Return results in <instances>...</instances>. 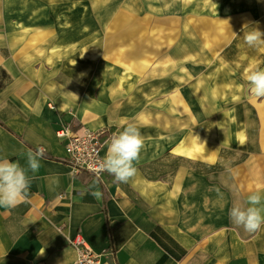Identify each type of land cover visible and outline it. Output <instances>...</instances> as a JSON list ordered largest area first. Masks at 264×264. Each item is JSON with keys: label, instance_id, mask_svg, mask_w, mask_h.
Returning <instances> with one entry per match:
<instances>
[{"label": "rangeland", "instance_id": "374dc122", "mask_svg": "<svg viewBox=\"0 0 264 264\" xmlns=\"http://www.w3.org/2000/svg\"><path fill=\"white\" fill-rule=\"evenodd\" d=\"M36 1L42 23L12 26L27 40L11 41L10 59L52 83L47 96L75 119L60 126L91 127L107 148L136 123L137 169L170 178L184 216L199 178L203 226L226 224L232 200L264 191V97L246 79L264 69V45L244 41V25L264 31V0Z\"/></svg>", "mask_w": 264, "mask_h": 264}, {"label": "crops", "instance_id": "0c3cea01", "mask_svg": "<svg viewBox=\"0 0 264 264\" xmlns=\"http://www.w3.org/2000/svg\"><path fill=\"white\" fill-rule=\"evenodd\" d=\"M42 18V1L0 0V159L27 167L29 150L46 149L39 171L29 172L27 202L0 207V264H71L78 253L69 242L79 233L95 252L111 253L106 258L116 264H264V225L250 233L229 218L233 204H243L247 193L230 202L226 224L203 226L196 201L198 196L202 201L199 178L184 216L170 178L145 181L138 168L130 188L107 172L102 178L74 173L56 136L60 124L74 125V115L47 96L44 89L52 83L35 80L38 69L28 70L23 55L10 59L11 41L27 40L12 33V26L38 25ZM96 190L102 192L99 199Z\"/></svg>", "mask_w": 264, "mask_h": 264}, {"label": "clouds", "instance_id": "9594fccd", "mask_svg": "<svg viewBox=\"0 0 264 264\" xmlns=\"http://www.w3.org/2000/svg\"><path fill=\"white\" fill-rule=\"evenodd\" d=\"M257 26L244 25L249 28L244 34V41L249 47L264 45V31ZM250 91L257 98L264 97V69L255 68L246 74ZM144 147V137L136 123H128L122 131L113 133L108 142L106 156L92 166L94 174L107 172L114 176L115 182L127 183L137 174L136 164ZM46 149L38 147L26 154L27 167L7 158L0 159V207L10 209L27 202L31 186L29 172H38L41 159ZM58 185V179L54 181ZM219 191V190H217ZM93 195L99 199L102 192L96 190ZM233 224L245 231L254 233L264 225V191H252L246 196L243 204L235 203L229 210Z\"/></svg>", "mask_w": 264, "mask_h": 264}, {"label": "built area", "instance_id": "2783aa9c", "mask_svg": "<svg viewBox=\"0 0 264 264\" xmlns=\"http://www.w3.org/2000/svg\"><path fill=\"white\" fill-rule=\"evenodd\" d=\"M56 136L64 144V161L75 174L87 173L102 178L106 172L97 176L92 171V166L104 158V144L100 133L86 127L76 129L66 124L57 129ZM69 243L78 253L76 260L71 264H116L114 260L106 258L111 253L95 252L80 233Z\"/></svg>", "mask_w": 264, "mask_h": 264}, {"label": "trees", "instance_id": "16d2710c", "mask_svg": "<svg viewBox=\"0 0 264 264\" xmlns=\"http://www.w3.org/2000/svg\"><path fill=\"white\" fill-rule=\"evenodd\" d=\"M2 124V123H1ZM107 231H108V236H109V240L112 243V235H111V229L109 226V221L107 220Z\"/></svg>", "mask_w": 264, "mask_h": 264}, {"label": "bare ground", "instance_id": "6f19581e", "mask_svg": "<svg viewBox=\"0 0 264 264\" xmlns=\"http://www.w3.org/2000/svg\"><path fill=\"white\" fill-rule=\"evenodd\" d=\"M262 121H263V119H262ZM263 126H264V121H263ZM264 132V131H263Z\"/></svg>", "mask_w": 264, "mask_h": 264}]
</instances>
